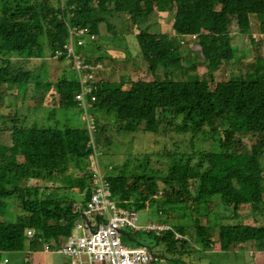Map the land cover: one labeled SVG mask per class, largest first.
Here are the masks:
<instances>
[{"label":"trees","instance_id":"1","mask_svg":"<svg viewBox=\"0 0 264 264\" xmlns=\"http://www.w3.org/2000/svg\"><path fill=\"white\" fill-rule=\"evenodd\" d=\"M120 8L137 27L152 13L174 10L173 32L154 33L145 27L135 34L150 71L161 68L162 75L137 79L127 86L123 80L100 79L96 83V99L88 107L96 141L109 145L103 136L107 130L103 121L109 118L105 115L112 114L113 127L147 131L164 122L169 128L190 132L193 141L203 137L213 145L193 153L158 154L150 168L149 154L131 156L134 168L126 162L107 175L116 203L136 210L155 203L157 210L164 206L159 200L172 195L186 204L189 214L205 217V224L195 225L199 246L211 238L210 242H217L224 252H234L250 242L264 250V223H256L264 219V0H0V83H14L16 95L21 97L30 76L23 69L11 73L10 62L4 56H40L37 40L42 36L47 38L52 54L66 41L68 27H86L88 33L98 34L102 22L111 25L105 14ZM256 23L263 35L254 39L252 29ZM235 32L249 36L259 60L255 65L258 75L253 78L233 66L227 70L226 79L215 82V71L234 64L231 34ZM185 36H191L196 44L192 47L197 46L196 54L206 66L201 78L182 77V52L177 43L178 37ZM94 40L89 35L84 37L82 50L88 60L112 56L108 52L101 55ZM156 40L163 42L164 58L152 49ZM57 90L60 105L73 104L78 82L60 80ZM25 124L12 127V143L0 146V252L21 250L28 228L35 232L30 245L40 239L56 242L60 235H67L81 215L80 209L74 210L70 193L84 192L92 186L85 125L59 129ZM241 135L253 139L252 144L247 146ZM12 197L22 210L15 221L5 218L6 200ZM206 199L219 201L238 222H211L210 202ZM81 205L82 209L85 201ZM158 211L163 214L161 209ZM249 213L253 223L244 221ZM163 222L185 234L182 224L168 218ZM211 229H216L213 236ZM173 232L156 238L168 250L176 243L180 247L188 244L187 238L174 239Z\"/></svg>","mask_w":264,"mask_h":264},{"label":"rangeland","instance_id":"2","mask_svg":"<svg viewBox=\"0 0 264 264\" xmlns=\"http://www.w3.org/2000/svg\"><path fill=\"white\" fill-rule=\"evenodd\" d=\"M173 11L161 14H158V12L156 14L152 13L150 17L141 20L138 23V27L130 23L129 16L123 8L106 13L105 16H107L109 24H111L110 27L102 22L99 25L98 34H94V41H97L101 48L100 54L108 52L112 55L105 56L101 54L103 55L101 60L106 63L100 74V79L108 81L123 80L127 86L130 82L137 79L150 80L155 74L162 75L164 70L161 68L156 69L155 72L150 71L149 61L139 50L135 34L139 32V29L145 27H148L150 32L167 33L173 20ZM252 33L254 39L263 35L257 23L252 29ZM190 37H183V43H179L182 47V53H180V62L183 66L182 77L186 79L201 78L205 75L207 69L201 56L196 54L198 52L197 46L192 47V45L196 44L192 43L193 40ZM231 39L234 64L228 68L221 67L215 71L213 73L215 82L226 79L227 70L233 66H238L245 74H249L253 78L258 75L255 65L259 60L249 36L235 32L231 34ZM152 44V49L156 50L154 53H157L158 57L164 58L166 55L163 42L156 40ZM37 45L42 50L40 56L26 57L22 55L18 57L7 55L3 57L5 61L10 62L11 73H15L19 69L26 70L25 72L30 76V83L23 90L21 97L16 95L17 89L14 83L9 85L0 83V127L7 123L1 127L0 146H8L12 143L10 132L12 127L19 123H34L36 126L46 125L59 129L87 125L89 114L85 113L76 101L73 104L60 105V95L57 90L58 81L63 79L76 80L77 78L75 71L72 69L71 61L54 58L45 36L37 40ZM95 45L96 42L93 43L91 48H94ZM17 78L20 79V76L17 75ZM98 113L102 114V116L105 115L102 111ZM105 116L109 118L103 121L104 126L107 128L103 132V136L108 138L109 145H106L105 141H101L99 144L102 151L100 156L101 164L106 175L113 172L116 165L124 166L126 162L131 163L128 166L129 168H134L135 163L129 159L131 156L149 154V159H152V162L148 165L150 168L151 165L155 164L154 159L158 154L193 153L196 149H206L213 145L211 140L203 137L193 141L190 132L169 128L164 122H159L157 128H151L147 131H130L125 129L123 125H115L113 127V115ZM14 119H17V121H14ZM241 137L247 146L252 144L253 139L251 140L249 136L241 135ZM109 165L112 166L111 169H108L107 166ZM87 170L89 172L88 167ZM160 188L162 189L161 186ZM89 192L90 190L70 193L67 190L68 195L70 193L71 197L73 196L74 203L76 202L80 206L87 199ZM176 199L172 195H164L162 201L159 200L162 203L164 202V206L157 210H162L165 220L168 218L176 224L183 225L185 234L177 232L172 224L166 222L172 226L169 232L175 231V233L173 232L174 239L181 241L187 238L188 244L180 247L179 243H176V247L173 246V251H169L167 245L160 241L161 250L154 248L152 250L155 258L153 264H264V250L250 248V245L247 244L243 248L236 247L237 249L234 252H215V249H219V245L214 241H207L204 245L201 244L199 246L195 240V225L196 223L205 224V217L189 214L186 204ZM6 201L5 218L9 221L17 220L22 212L19 201L14 197ZM206 201L208 200L206 199ZM208 202H210L209 208H211L212 212L211 222L224 224L238 222V219L230 216V211L226 210L219 201L209 199ZM169 206L173 207V209H170ZM157 210L155 203L153 206L147 205V207L137 210L138 219L136 223L143 224L150 220L158 221ZM252 217L249 213L244 221L253 223ZM256 223H264V219L258 220ZM128 229L125 228L124 230ZM209 231L210 235H212L216 229ZM176 233H179L181 237L175 238ZM123 242L129 246L131 245L128 241Z\"/></svg>","mask_w":264,"mask_h":264},{"label":"built area","instance_id":"3","mask_svg":"<svg viewBox=\"0 0 264 264\" xmlns=\"http://www.w3.org/2000/svg\"><path fill=\"white\" fill-rule=\"evenodd\" d=\"M94 39V33H88L86 27H68V36L65 42L54 48L52 56L56 59L64 58L71 61L72 69L76 73L78 90L74 93V100L81 109L89 114L86 128L89 133L87 146L90 152L87 155V167L92 180V186L82 207V218L74 220L69 233L63 242L52 248L46 242V251H57L70 261L62 264H153V254L150 248L143 244L127 245L121 238L124 228L142 230L160 237L170 231L171 226L162 221H147L137 224L138 215L135 209L118 206L112 194L110 181L103 171L101 164V145L93 136L94 120L88 107L96 96V83L105 66L104 60H88L85 52L84 37ZM111 169V166H107ZM161 214V211L159 212ZM34 229L26 230L27 238H32ZM181 237L179 233L175 238ZM41 240V239H40ZM9 258L4 257L0 264H8Z\"/></svg>","mask_w":264,"mask_h":264},{"label":"crops","instance_id":"4","mask_svg":"<svg viewBox=\"0 0 264 264\" xmlns=\"http://www.w3.org/2000/svg\"><path fill=\"white\" fill-rule=\"evenodd\" d=\"M163 12H158V14H161ZM156 14V13H153ZM152 15V14H151ZM150 15V16H151ZM149 16V17H150ZM157 23V22H156ZM157 32V31H155ZM172 23L171 27L167 31L168 34H172ZM166 33V32H165ZM179 42L177 43V46L179 50L181 51L182 47L179 45V43H183V38L178 37ZM181 61V60H180ZM182 65V64H181ZM74 210L79 211L82 213V209L80 204L78 205L76 202L74 203ZM158 221H163L164 219L163 215H161L158 211ZM82 218V214L76 219L80 220ZM125 229V228H124ZM122 230L120 238L122 241H128L131 243V245H137V244H143L150 248L151 253L153 248L156 250H161L160 241L157 240L156 236H154L151 233H146L142 230H133L132 228H129L128 230ZM66 235H60L57 239L56 242L49 243L52 248H57L59 244H61L64 240ZM159 239V238H158ZM32 238H27V240L24 242L23 248L21 250H12L8 252H0V262L4 257L9 258L8 264H62L70 261V258L67 256L57 252V251H46L43 240H39L37 243L34 245H30V241ZM210 242L209 240H207ZM207 241H204L203 243L205 244ZM163 242V241H162ZM164 243V242H163ZM250 245V248L255 249L256 246H254L251 242L248 243ZM168 249V248H167ZM173 251V249H170ZM169 250V251H170ZM215 252H220V249H215ZM153 254V253H152ZM154 258V255H153ZM263 259V258H261ZM155 260V258H154ZM153 260V261H154ZM263 261V260H262ZM264 263V262H263Z\"/></svg>","mask_w":264,"mask_h":264},{"label":"clouds","instance_id":"5","mask_svg":"<svg viewBox=\"0 0 264 264\" xmlns=\"http://www.w3.org/2000/svg\"><path fill=\"white\" fill-rule=\"evenodd\" d=\"M130 209V208H129ZM133 209H135V208H133ZM136 210V209H135ZM137 211V210H136ZM160 212V211H159Z\"/></svg>","mask_w":264,"mask_h":264},{"label":"bare ground","instance_id":"6","mask_svg":"<svg viewBox=\"0 0 264 264\" xmlns=\"http://www.w3.org/2000/svg\"><path fill=\"white\" fill-rule=\"evenodd\" d=\"M73 24V23H72Z\"/></svg>","mask_w":264,"mask_h":264}]
</instances>
